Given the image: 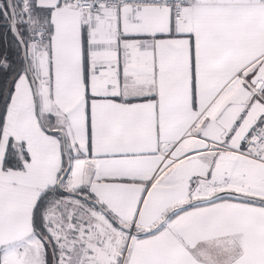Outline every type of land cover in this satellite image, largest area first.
I'll return each instance as SVG.
<instances>
[{"label": "snow or ice", "instance_id": "1", "mask_svg": "<svg viewBox=\"0 0 264 264\" xmlns=\"http://www.w3.org/2000/svg\"><path fill=\"white\" fill-rule=\"evenodd\" d=\"M0 264H264V0H0Z\"/></svg>", "mask_w": 264, "mask_h": 264}]
</instances>
